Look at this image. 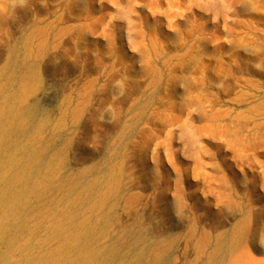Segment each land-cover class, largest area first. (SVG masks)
<instances>
[{
	"label": "rangeland",
	"instance_id": "1",
	"mask_svg": "<svg viewBox=\"0 0 264 264\" xmlns=\"http://www.w3.org/2000/svg\"><path fill=\"white\" fill-rule=\"evenodd\" d=\"M110 72H128L141 88L123 106L126 86L114 91L99 126L96 90ZM237 76L252 77L259 93L236 88ZM263 82L264 0H0L3 264H242L247 252L264 260V150L236 168L245 182L234 181L232 212L173 203L176 180L162 155L173 150V163L191 165L178 125L204 148L224 140L207 126L234 116L264 122ZM207 91L216 106L202 100ZM169 122L173 134L163 135L154 166L140 158L141 142ZM166 173L169 192L156 200L147 185H163Z\"/></svg>",
	"mask_w": 264,
	"mask_h": 264
},
{
	"label": "bare ground",
	"instance_id": "2",
	"mask_svg": "<svg viewBox=\"0 0 264 264\" xmlns=\"http://www.w3.org/2000/svg\"><path fill=\"white\" fill-rule=\"evenodd\" d=\"M31 5H32V7H35V2H31ZM120 16L123 19L126 18L125 12L123 10L120 12ZM32 17H33V19H32V25H33L36 22V20H37L38 17L36 15H34V13L32 14ZM121 17H118V18L121 19ZM107 27H110V26H107ZM64 57L65 56L63 54V58ZM112 69H113V67H112ZM110 73H108L107 76L105 75L106 80L101 85L99 84L97 78H95L93 80L94 83L100 85L99 88L96 90V93L99 96V98H97L98 99L97 106L93 110V113H92L94 121H95L96 116L101 115L100 112L103 110V108H105V106L107 104H110L109 102L111 100L109 101V99H110V97L113 94L115 95L114 91H118L119 90V92L121 93L124 90L123 87L126 86V91H124V93L122 92L124 94V96H123L121 102L119 103L122 106L125 105V103H129L133 99V97L138 92H140L139 90L141 88V85L137 81H135L133 79H129L128 78L129 79L128 80L127 79V73L128 72L127 73H124V74L122 73L124 75V77H121L119 75H115V74H112V73L110 74ZM118 76L121 78L120 80L122 82H120V80H117L118 79ZM245 77L244 78H239L238 76L237 77H233L234 86L236 88H237V86L238 87L241 86V90H246V91L252 90V91H254L256 93L257 92L259 93V86L260 85L258 86L256 83H253V81L251 79L252 77L251 78H248V77L245 78ZM224 79H225V77H224ZM34 80H35L36 83H39V84L42 82L41 77H39L37 79H34ZM229 80H230V78H229ZM125 81H126V83H125ZM116 84H119V86L117 87ZM263 88H264V82H263ZM231 90H233V89H231ZM231 90L228 89L229 92H232ZM180 92H182V90ZM207 93H208V91L205 93L204 99H202V100H204L205 102H209L212 105V107L216 106L217 104L215 102L211 101L208 98ZM209 94H211V93H209ZM213 96H214V94H213ZM102 97H104V99ZM119 98H120V95H119ZM235 99H240V98L237 97ZM249 104H247V105H249ZM115 105H114V107H115ZM231 105H233V104L231 103ZM262 105H264V101L262 102ZM249 109L252 110V111L255 110L254 107L249 108ZM258 114L254 115V116H257ZM107 115H109V114H107ZM193 116H194V114H193ZM197 119H198V117H197ZM225 121H226V119H225ZM55 124H56V122H55ZM94 124L100 126V124H98L96 121H95ZM151 125H154L155 126L156 123H153L152 122ZM106 126H107V124H106ZM172 127H174V125L169 122V124L164 125V127L162 129L155 130L154 133L152 134V136H148L147 137L146 136V133H145L144 134V140H143V142H141L144 146H143V148L141 149V151L139 153L140 158L143 159L144 161L145 160L146 161L147 160L152 161V163H153L154 166H156V164H159L160 165L161 162H160V159H159L158 147L163 144V141L164 140L162 139V137H163L164 134H165L164 135V139L170 137L173 134ZM177 128L180 129V133L177 136L178 141L179 140H184V141L187 142V145L185 146V151L184 150L181 151V154H184L185 152H187V154L190 155V157H191V165L189 166V168H185V167H183V168L180 167L179 168L177 166L178 163H177L176 160H175L176 163H173L172 162V159H177V157H175L176 156V153L173 150L172 151L165 150L162 153V155L164 157H169L170 156V158L167 159V161L169 162L170 166L172 167V171H173V174L172 175H173V177L176 180L175 181L173 179L175 181V187H174V190L172 191L173 192V196H174V198H173L174 202L173 201L172 202L173 203L179 202L178 201L179 199L182 200V201H187L188 200L187 202H188V204H191V206L192 205L193 206H202V208L206 207L208 209V208H211L210 207L211 205H213V207L214 206L215 207H223V208H225L229 212L231 210H235V207H236V205L234 204L235 202L234 201L232 202L230 200H231L232 197H234L235 199H238V193H239L238 187H239V182H241V180H239V179H243V178H239L237 176V173H235L236 172V168L238 166H242V165L245 166L244 163H248L250 161V154L253 156L252 151L255 150L257 147H261L264 150V122L263 121L256 122L255 119L252 122H243V121L240 122L239 119H238V117L237 116H234L232 119H230L229 121H226L223 124H220V125H217V126H214V127L213 126H207L206 128L208 129L209 134L211 135V137L213 139L220 138V140L221 139H224V140H223V143L222 144L221 143L219 144L217 142L218 144L204 145V148L201 147L200 144H199V142H198L199 141V136L195 135L194 133L191 134L189 132V129L185 128V125H183V124L182 125H178ZM251 131H252V133H251ZM98 136H100V135H98ZM201 140H204V139L202 138ZM220 140H219V142H220ZM97 141H99V140H97ZM97 141H96V143H97ZM175 143H177V142L175 141ZM224 149L227 150L228 153L227 152L226 153H223V150ZM181 156L182 155H180V157ZM183 160H185V159H183ZM188 161H189V159H188ZM186 164H187V162H186ZM242 169H243V166H242ZM189 170L193 172V173H191L192 174V177H191L192 178V182L190 183L189 191L185 194L184 191L182 190V185L184 184L185 181L189 180L188 179ZM135 172H137V171H135ZM239 173H240V171H239ZM150 174H153V173H150ZM163 178H164L163 179V185H160L159 186V184H157L154 181H152L150 183L151 185H147V186H150L152 189L158 191L157 194L154 197L156 200H165L166 195H167V192H169V183H170V181L168 180L169 174L166 173ZM237 178H238V180H237ZM142 180H144V179H142V177L139 175L135 179V182L138 183V184H142ZM234 181H235L236 184L238 183V187L236 186V184L234 183ZM143 182H145V181H143ZM193 182H195V183H193ZM244 182H245V180H244ZM242 183H243V181H242ZM132 184H133V182H132ZM186 187H188V186H186ZM126 188H128V187H126ZM187 190H188V188H187ZM231 190L233 192L229 193V191H231ZM262 193H263V197H264V190H263ZM231 194H233V196H231ZM242 197H243V195H242ZM222 199H225V201H222ZM147 203H148V201H147ZM147 203H145V205ZM149 204H151V202ZM174 209H175V207H174ZM174 209H173V211H174ZM209 211L211 212V210H209ZM134 213H135V211L133 212V214ZM234 214H232V215L235 216ZM173 215H176V219H177L178 222H183V223L184 222H187V223L192 224V225L194 223H196V222H199L198 219H196V218H194L192 216H191L192 218L188 217L185 220V217H183L181 215H178V214H175V213ZM211 216H208V217H211ZM214 216H212V217H214ZM167 217H169V216H167ZM169 219H167V220H169ZM232 219H233L232 222H234V225L235 226H237V225L240 224V221L241 220H239L237 216L234 217V218H232ZM210 220L211 221H215V217L214 218H210ZM170 221H171V219H170ZM201 221L202 220H200V222ZM249 221H250V216H248V222ZM247 238H248V233H247ZM260 239H261V237H260ZM206 240H207V238L205 237L201 241H206ZM137 251H139V250H137ZM245 256L247 257L248 260L245 261L242 264H264V260H256L252 256V254L250 252L245 253ZM3 262L1 261V257H0V264H3ZM87 262H90V259H88ZM117 264H118V261H117ZM236 264H241V263H236Z\"/></svg>",
	"mask_w": 264,
	"mask_h": 264
}]
</instances>
